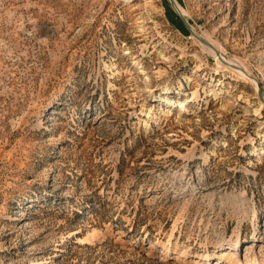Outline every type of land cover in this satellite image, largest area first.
Returning a JSON list of instances; mask_svg holds the SVG:
<instances>
[{
	"label": "rangeland",
	"instance_id": "1",
	"mask_svg": "<svg viewBox=\"0 0 264 264\" xmlns=\"http://www.w3.org/2000/svg\"><path fill=\"white\" fill-rule=\"evenodd\" d=\"M176 2L221 57L168 0H0V264H264V0Z\"/></svg>",
	"mask_w": 264,
	"mask_h": 264
},
{
	"label": "water",
	"instance_id": "2",
	"mask_svg": "<svg viewBox=\"0 0 264 264\" xmlns=\"http://www.w3.org/2000/svg\"><path fill=\"white\" fill-rule=\"evenodd\" d=\"M169 3L171 4V6L173 7L175 13L177 14V16L179 17L181 23L183 24V26L188 30V32L195 37L198 41H200L202 44H205L206 46L210 47L212 50H214L218 56L221 57L220 52L218 51V49H216L212 44H210L208 41L204 40L203 38H201L191 27L190 23L188 22V20L186 19V17L183 15L182 11L180 10V8L178 7V4L176 2V0H168ZM223 61V60H222ZM223 63L229 67H232L234 69H236V66L229 64L228 62L226 63V61H223ZM244 75L248 76L249 78H252L244 68H242ZM254 81H256L254 78H252ZM257 94L258 97L260 98V100H264L263 96H262V92L260 87L257 84Z\"/></svg>",
	"mask_w": 264,
	"mask_h": 264
},
{
	"label": "bare ground",
	"instance_id": "3",
	"mask_svg": "<svg viewBox=\"0 0 264 264\" xmlns=\"http://www.w3.org/2000/svg\"><path fill=\"white\" fill-rule=\"evenodd\" d=\"M179 7V6H178ZM180 8V7H179ZM181 10V9H180ZM182 11V10H181ZM192 27V26H191ZM192 29L195 31V29L192 27ZM196 32V31H195ZM197 33V32H196ZM229 64H231V63H229ZM242 70V69H241ZM236 71H238V72H243V70L242 71H240V70H238V69H236ZM244 73V72H243Z\"/></svg>",
	"mask_w": 264,
	"mask_h": 264
},
{
	"label": "trees",
	"instance_id": "4",
	"mask_svg": "<svg viewBox=\"0 0 264 264\" xmlns=\"http://www.w3.org/2000/svg\"><path fill=\"white\" fill-rule=\"evenodd\" d=\"M182 24V23H181ZM183 25V24H182ZM185 28V27H184ZM185 30H186V28H185Z\"/></svg>",
	"mask_w": 264,
	"mask_h": 264
}]
</instances>
